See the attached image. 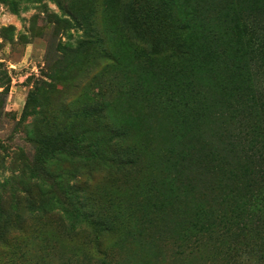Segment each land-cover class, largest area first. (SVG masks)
<instances>
[{
  "label": "rangeland",
  "instance_id": "obj_1",
  "mask_svg": "<svg viewBox=\"0 0 264 264\" xmlns=\"http://www.w3.org/2000/svg\"><path fill=\"white\" fill-rule=\"evenodd\" d=\"M133 1L0 0V216L9 238L27 264H264L255 202L264 167L245 158L264 148V136H249L264 128V110L244 96L233 62L212 63L206 52L221 17L230 58L255 64L254 92L264 85L245 19L254 0H139L142 42L120 24ZM166 37L171 51L152 54ZM84 135L116 149L124 165L85 158ZM52 149L72 155L85 183L92 219L71 231L60 212L36 211L53 190L44 171ZM29 198L33 218L13 230ZM234 207L243 210L237 219Z\"/></svg>",
  "mask_w": 264,
  "mask_h": 264
},
{
  "label": "trees",
  "instance_id": "obj_2",
  "mask_svg": "<svg viewBox=\"0 0 264 264\" xmlns=\"http://www.w3.org/2000/svg\"><path fill=\"white\" fill-rule=\"evenodd\" d=\"M141 1V0H140ZM139 0H134L133 5H126L123 6L122 13H121V20L120 24L123 30L136 41L142 42L145 41L142 37V33L138 31L136 28V16L133 17L134 11L133 7L140 2ZM168 2L171 0H167V7L169 5ZM145 3V2H142ZM254 7L251 12H248L246 15V21L248 24L254 28L256 31V46L255 50L257 52V58H259V62H261L262 68H264V0H254ZM175 4V2H174ZM173 2H171L172 7L174 6ZM171 7V8H172ZM169 8V15L168 18H173L172 16V9ZM219 23L224 25L226 22L223 18H219ZM218 22L217 25L209 27L211 29L212 35V43L211 45L207 46L206 52L209 53L211 56L212 63H216L219 60L222 63L225 61H232L231 69L233 71V76L235 75L238 78V82L243 84L245 90H243L245 97H250L251 101H254L256 104L258 102L261 105V108L264 110V85L257 84L256 80V87L257 91H253L254 78L257 79L258 76H255L254 73V63H251L249 68L246 66L247 63L244 64V60L240 55L235 56L234 59L230 58V46L226 44L221 36L218 33ZM177 37V36H176ZM168 40H164L162 42L159 41L154 47H150V52L154 55H164L170 52L169 43L173 40L172 37H166ZM184 38L179 36L180 42L178 43V49L182 52L181 54L184 56L188 55L186 49V43L184 42ZM219 49V50H218ZM264 73V71H263ZM261 76V75H260ZM235 79V78H234ZM264 81V80H262ZM228 87V86H227ZM237 87V86H236ZM229 88V87H228ZM232 88V87H231ZM235 92H231L230 95L233 97ZM248 104H243L242 102H235L234 108L235 113L239 114L241 109L243 110L247 107ZM259 105V104H258ZM87 112V110H86ZM264 112V111H263ZM88 114V112H87ZM89 120L92 121L98 119V117L91 118L88 114ZM101 129L105 130L104 126ZM264 128L258 129L255 125L250 127V140L251 137L254 139L251 142L256 143L258 137L264 136ZM103 143L99 141L96 137H91L90 135H84L80 142V152L83 154L85 158H92L96 161L109 163L113 165H124L126 162L125 159L121 158L116 151V149L110 148L107 152H103L101 147ZM251 147L248 149V154L245 156L247 160H251L255 164H260L264 167V164L260 162H264V148L257 154L252 151ZM83 157V158H84ZM84 158V159H85ZM82 161V160H81ZM76 160L72 159V155L61 151L52 149L47 158L44 161V171L47 176L52 179V187L53 190L50 193L49 204L47 206H43L41 204L38 206L36 211L41 212L44 209L48 210L49 212H60L62 214V222L65 223V228L67 231H71L73 229V222L76 219H92V214L87 211L88 209V202L82 196V193L85 191V183L82 182V176H80V172L76 170ZM28 201V209L21 212L19 216V221L16 224V227L13 230L22 231L23 227L22 224L25 225L28 220L33 218V200L31 198L27 199ZM256 203H261L262 209V216L264 217V198L257 196L255 199ZM234 215L235 219H237L238 215L243 211L240 207H234ZM28 216V217H26ZM253 222V218L247 216V223L251 224ZM260 222V221H259ZM8 223L3 220L0 216V248L3 251L4 256V264H27L24 261L26 258V252L22 248V243H19L17 238H13L14 234L10 237V233L7 231Z\"/></svg>",
  "mask_w": 264,
  "mask_h": 264
}]
</instances>
